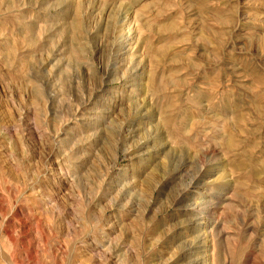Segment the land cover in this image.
Wrapping results in <instances>:
<instances>
[{"label":"rangeland","instance_id":"1","mask_svg":"<svg viewBox=\"0 0 264 264\" xmlns=\"http://www.w3.org/2000/svg\"><path fill=\"white\" fill-rule=\"evenodd\" d=\"M0 264H264V0H0Z\"/></svg>","mask_w":264,"mask_h":264}]
</instances>
